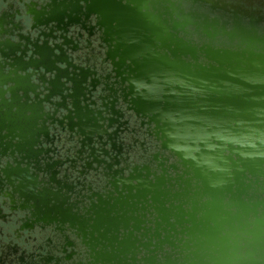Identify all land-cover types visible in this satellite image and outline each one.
Instances as JSON below:
<instances>
[{
    "label": "water",
    "instance_id": "1",
    "mask_svg": "<svg viewBox=\"0 0 264 264\" xmlns=\"http://www.w3.org/2000/svg\"><path fill=\"white\" fill-rule=\"evenodd\" d=\"M146 1L0 0V140L24 163L0 167L1 177L43 190L37 200L56 209L66 200L71 228L82 222L96 232L116 211L122 229L132 220L138 230L139 210L163 213L170 232L195 248L172 264H264V51L218 50L198 64L160 14L148 23ZM124 74L131 90L119 99L157 125L161 147L189 176L185 188L113 172L109 116ZM62 172L75 181L58 179ZM82 182L107 189L95 202L106 218L95 210L81 219L71 198ZM115 195L124 198L112 202Z\"/></svg>",
    "mask_w": 264,
    "mask_h": 264
},
{
    "label": "flooded vegetation",
    "instance_id": "2",
    "mask_svg": "<svg viewBox=\"0 0 264 264\" xmlns=\"http://www.w3.org/2000/svg\"><path fill=\"white\" fill-rule=\"evenodd\" d=\"M236 1L239 4L243 2V5L223 7L205 0H147L145 5L151 14L148 23L160 14L161 25L182 38L183 47L197 56L198 64L207 65L211 62L207 56L218 50L264 51V0H259L263 5L257 8L246 5V1L252 0ZM184 59L195 62L191 55ZM114 76L112 73L109 75L110 78ZM125 76L115 78L114 99L110 105L115 112L109 116L112 118L109 131L114 133L113 172L116 170L118 176L124 179L132 174L141 181L147 177L152 181H155L154 178H165L167 182L169 178L172 181L177 179L175 191L179 190V184L185 188L189 176L185 174L181 160L161 147L157 125L148 117H136L128 109L129 104L119 99V94L127 96L131 90V83L124 79ZM128 144L139 149V157L128 156ZM0 152V165L5 170H22L24 163L20 155L4 148L1 140ZM62 158L67 160L66 156ZM33 163L37 167L41 161ZM59 170L62 171L56 166L55 172ZM72 173L65 178L62 172L58 179H67V183L71 184L75 181V176H72L75 174ZM82 183L84 186H79L71 198L79 207L81 219L93 217L95 210L106 218V212L102 211L105 205L99 203L96 206L95 202L108 192L107 189L90 190L86 182ZM35 189L32 186L22 189L18 182L1 177L0 172V264H172L175 260L181 262L195 250L193 246L191 249L187 247L189 237L170 232V227L163 221V213L153 208L139 210L136 214L140 221L138 230L135 228L137 222L132 220L127 223L128 229H122L125 223L117 224L113 218L119 214L113 211L112 218L94 232L82 222L81 225L75 222L74 228L69 227L67 201L63 207L56 209L51 204L38 201L37 190H43ZM65 196L67 199V194ZM111 197L112 193H109L102 200ZM113 198L111 201L116 202L124 197L115 195ZM62 199L60 196L59 200ZM207 199L204 197L202 201ZM117 207L120 208L121 204L117 203ZM123 209L127 207L124 205ZM176 211L183 213L181 209ZM118 213L123 214L120 209ZM128 215H131L130 211ZM178 230L181 228L178 227Z\"/></svg>",
    "mask_w": 264,
    "mask_h": 264
},
{
    "label": "rangeland",
    "instance_id": "3",
    "mask_svg": "<svg viewBox=\"0 0 264 264\" xmlns=\"http://www.w3.org/2000/svg\"><path fill=\"white\" fill-rule=\"evenodd\" d=\"M208 3H215L219 6H223V7H234L235 5H237V7H239L240 5H243L241 2V4H239L238 1L236 0H205ZM246 5H249V7H255L257 8L258 6H262L263 4L259 2V0H252V2H248L246 1ZM264 7V5H263Z\"/></svg>",
    "mask_w": 264,
    "mask_h": 264
},
{
    "label": "snow or ice",
    "instance_id": "4",
    "mask_svg": "<svg viewBox=\"0 0 264 264\" xmlns=\"http://www.w3.org/2000/svg\"><path fill=\"white\" fill-rule=\"evenodd\" d=\"M80 2L82 3V4H84V3H86L87 2V0H80ZM123 2H127V0H123ZM0 167H4L3 165H0Z\"/></svg>",
    "mask_w": 264,
    "mask_h": 264
}]
</instances>
